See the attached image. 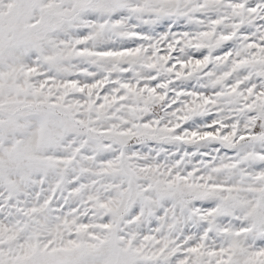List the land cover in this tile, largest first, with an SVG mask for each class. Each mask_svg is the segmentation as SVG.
I'll return each instance as SVG.
<instances>
[{"label": "snow or ice", "instance_id": "obj_1", "mask_svg": "<svg viewBox=\"0 0 264 264\" xmlns=\"http://www.w3.org/2000/svg\"><path fill=\"white\" fill-rule=\"evenodd\" d=\"M0 264H264V0H0Z\"/></svg>", "mask_w": 264, "mask_h": 264}]
</instances>
